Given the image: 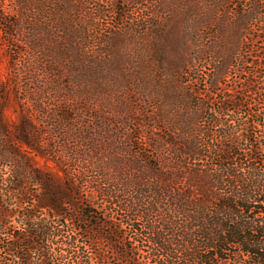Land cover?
Instances as JSON below:
<instances>
[{
	"label": "trees",
	"instance_id": "16d2710c",
	"mask_svg": "<svg viewBox=\"0 0 264 264\" xmlns=\"http://www.w3.org/2000/svg\"><path fill=\"white\" fill-rule=\"evenodd\" d=\"M14 1L34 111L0 97V264H264V0H48L73 78L38 56L47 0ZM125 38L174 55L153 79L86 56Z\"/></svg>",
	"mask_w": 264,
	"mask_h": 264
},
{
	"label": "rangeland",
	"instance_id": "374dc122",
	"mask_svg": "<svg viewBox=\"0 0 264 264\" xmlns=\"http://www.w3.org/2000/svg\"><path fill=\"white\" fill-rule=\"evenodd\" d=\"M108 1L109 0H93V2L88 5V9L94 10L96 9L98 4ZM43 5V9L45 10L44 17L42 16L39 22L36 34L38 35V37L40 36L38 44H42V46L44 45V51L43 55L38 56H42L43 58H45L44 56L48 55L50 61L57 59L60 64L59 66H61L59 70H63V68L65 69L69 67V69H65V71L62 72H65L64 75H66L68 78H73L75 75L74 71L76 69L69 62H67V60H63V57H71L70 55H64L65 53L62 50V37L65 36V33L59 27V24L56 21L52 20L54 18L64 16V13L56 12V6H54L48 0L43 2ZM141 8L125 6V9L131 10L130 15L134 17H141V14L143 13V10ZM17 9L18 7H15L14 0H7L4 3L0 2V97L3 98L5 96L7 99V103L4 104V113L7 119H13L16 114L15 109H20V107H23L28 113H33L34 111L33 98L32 96H30L32 94L29 88L34 89L35 85L33 86L30 83L28 84L27 77L25 76L27 71L25 65L29 61H31L34 55H31V53L29 52V46L27 42H23L24 37L22 36V32L17 29V27H14L12 31H9V29H7V26L4 24V19L10 21L17 20ZM50 14L54 15L53 18L49 17ZM72 17L73 14L68 15L66 19H71ZM73 24H77V21H72V23L70 24L71 27ZM72 31H78L77 27H74L73 25ZM26 38H29L28 34H26ZM127 38H125V41L127 40ZM156 45L157 46H155V42L151 41L150 39L147 41H136L131 39L130 41L127 40L124 44L122 43L118 51H113L110 55L86 56H91L93 57V59H104L113 66L117 65V67H122L116 70L122 73H137L141 71L147 72L149 76L153 79L154 76L160 74L158 73L159 68L154 66L153 64L157 63L156 61L154 62V59L163 57V55H174V52L172 50L171 52L169 50H165L162 47L161 42L157 43ZM100 47V45H97V53L101 52ZM73 56L76 57L77 55ZM147 59H151L153 63L147 61ZM143 61H147V63L143 64ZM138 66H142V68L139 69ZM45 77L46 76H41L39 77V80L42 79V81H44ZM248 78L249 74L247 73L237 74L236 78L230 79L229 85L239 90L244 85L243 81ZM152 79L151 81H153ZM7 84L10 85V92L8 91V93H4L3 90ZM202 88L203 86H201V89ZM87 90L92 91L94 95H97L99 92H104L103 87H97L94 89ZM249 101H251V95H249ZM38 118L40 119V121H42V123L40 124V128L42 129V132L45 133V141L51 143L49 137H51L52 135L51 131L53 128L50 123L52 122L53 118L51 116H38ZM56 139L59 141L58 138ZM60 151V149L55 150L56 153H59ZM110 262V264H116V261L114 260H110Z\"/></svg>",
	"mask_w": 264,
	"mask_h": 264
}]
</instances>
